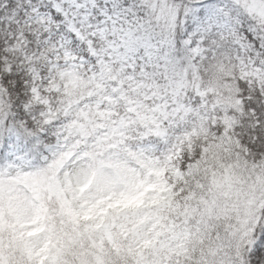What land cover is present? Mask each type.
Masks as SVG:
<instances>
[{
	"label": "snow or ice",
	"instance_id": "6c2138e0",
	"mask_svg": "<svg viewBox=\"0 0 264 264\" xmlns=\"http://www.w3.org/2000/svg\"><path fill=\"white\" fill-rule=\"evenodd\" d=\"M0 264H264V0H0Z\"/></svg>",
	"mask_w": 264,
	"mask_h": 264
}]
</instances>
